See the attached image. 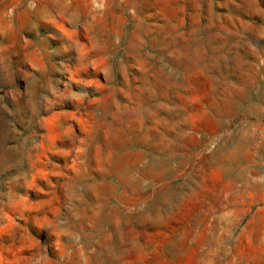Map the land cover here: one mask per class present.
<instances>
[{
  "label": "rangeland",
  "instance_id": "rangeland-1",
  "mask_svg": "<svg viewBox=\"0 0 264 264\" xmlns=\"http://www.w3.org/2000/svg\"><path fill=\"white\" fill-rule=\"evenodd\" d=\"M0 264H264V0H0Z\"/></svg>",
  "mask_w": 264,
  "mask_h": 264
}]
</instances>
